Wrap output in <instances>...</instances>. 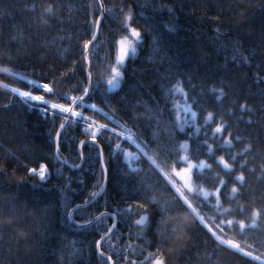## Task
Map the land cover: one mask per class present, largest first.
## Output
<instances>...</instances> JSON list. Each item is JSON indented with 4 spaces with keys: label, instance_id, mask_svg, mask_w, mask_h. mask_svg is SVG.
I'll return each instance as SVG.
<instances>
[{
    "label": "trees",
    "instance_id": "1",
    "mask_svg": "<svg viewBox=\"0 0 264 264\" xmlns=\"http://www.w3.org/2000/svg\"><path fill=\"white\" fill-rule=\"evenodd\" d=\"M102 1L88 71L100 0H0V67L24 77L0 72V264H264L241 252L264 257V0ZM129 26L141 40L110 90ZM3 84L84 97L81 115L62 127L68 112ZM182 154L216 191L189 196L204 223L161 172Z\"/></svg>",
    "mask_w": 264,
    "mask_h": 264
},
{
    "label": "rangeland",
    "instance_id": "2",
    "mask_svg": "<svg viewBox=\"0 0 264 264\" xmlns=\"http://www.w3.org/2000/svg\"><path fill=\"white\" fill-rule=\"evenodd\" d=\"M129 28H130V30H129L130 32H131L132 29H134L131 26H129ZM135 31L137 33H139L136 29H135ZM140 40H141L140 39V34H139V37L136 38V37H133L131 35V33H130L128 36H124V37L120 38L119 41H118L116 58H115V62L113 64L111 76L109 77V80H111L113 78V75H114L113 69H115L117 72L120 73V77H119L120 82H119V86L118 87H120V85L122 84L124 67L126 65V62H127L128 58L130 56H134L136 54V52L138 50V46H139ZM122 41H123V44L121 43ZM132 47H135V49H136L134 54L131 53V48ZM122 49H124L128 54H125V51H122ZM121 57H123L122 63L120 62L121 61ZM117 88H115V89H117ZM109 89L110 90H115V89H111L110 86H109ZM32 95L39 96V95H36V94H33V93H32ZM29 102H31V103H41L39 101H29ZM183 102L184 103L179 108L180 112L182 111L183 114L187 113L188 114V118H190L191 122L195 124L196 123V119H197L196 110L192 107L190 102H186V101H183ZM193 114H195V115H193ZM70 118H71V116H70ZM64 121H65V119H64ZM67 121H65V123L63 122V124L65 125ZM197 123H199L198 120H197ZM97 127H102V126H97ZM122 135L126 136L128 139L131 138L127 133H124ZM129 141L136 148H139L140 151H142V149L137 145V143L132 138ZM134 157L135 156H134L132 151L131 152H127V154L125 156L127 161H131ZM182 159L183 160H187V164L185 166H183L181 168H175L172 171H170L169 173L164 171L163 169H161V172L169 180V182L172 184V186L174 187V189L176 190L178 195L187 204V206L190 205V209L196 214V216L199 218V220L204 223V220L203 219L201 220L202 216L198 213L197 209L194 208L189 196L193 192L204 193L205 195H208V194L216 193V191H210V190L206 189L207 187H205V186L200 188L199 185H197L194 182L193 171L195 170V168L197 166L196 164H199V163H202V162H195L193 160H189L187 157L185 158V154H182ZM42 167L45 169V172H44L45 178L44 179H46L47 176H48V172L49 171H48V168H47V166L45 164H42L40 168L35 169L36 171L33 172V173H37L39 175V172H40ZM44 179H42V180H44ZM189 189H192V190L189 191ZM217 238L221 242H223L224 244H226L228 246H231L233 248H237L235 246V244H233L231 242H228V241H225V240L219 238V236H217ZM241 252L244 253V254L247 253L248 256H251L252 258H254L256 260L264 262V257L263 256H259V255L253 254L252 252L245 251V250H241ZM158 259L163 261V264H165L164 258L161 257V256L156 257L152 261V264H156V261Z\"/></svg>",
    "mask_w": 264,
    "mask_h": 264
},
{
    "label": "snow or ice",
    "instance_id": "3",
    "mask_svg": "<svg viewBox=\"0 0 264 264\" xmlns=\"http://www.w3.org/2000/svg\"><path fill=\"white\" fill-rule=\"evenodd\" d=\"M48 12H51V9H48L47 10ZM130 19V18H129ZM131 35L133 37H136L138 38L139 37V33H137L135 31V29H132L131 30ZM123 44V41L121 42ZM122 51H125L124 49H122ZM136 51L135 47H132L131 48V53L134 54ZM125 54H128L126 51H125ZM122 59L123 57H121V63H122ZM0 72L4 73L5 74V77H18L20 79H24V77L20 76V74L18 72H16L13 68H9V67H0ZM113 72H114V75H113V78L111 80H108L107 83L108 85L110 86L111 89H115L119 86V77H120V73L117 72L115 69H113ZM37 87H40L39 85H36ZM3 87L5 89H7L8 91H10L11 93H14V94H17L19 95L21 98H24L27 101H39L41 102L42 104L44 105H50L51 108H56V109H59L60 111L62 112H72V110L70 108H65L63 105H57V104H51L49 100H46L43 96H34L32 95V92L31 91H21L19 89H16V88H13L11 87L10 85L8 84H3ZM43 89L46 91V92H53V89L50 88L47 84L43 85L42 86ZM87 94V93H85ZM80 100L82 101L83 100V97L80 98ZM72 103H76V99L75 98H72ZM41 111L43 112H48L49 111V108H43L41 109ZM72 115L74 116H80L81 114L78 113V112H72ZM195 115V114H193ZM212 117H211V114H209L208 116V119L210 120ZM65 119H67V117H65ZM63 127V126H62ZM221 131V128H217L216 129V132H220ZM226 143H230V141L226 142ZM232 159H235V157H232ZM153 163H155V161H153ZM226 169H229L230 170V166L227 164V163H224L223 165ZM204 167V165H198L197 168L198 169H202ZM33 172H35L36 170L33 169L32 170ZM44 172H45V169L42 167L40 172H39V175H40V178L41 179H44L45 176H44ZM237 180L239 181H243V177L240 176V177H237ZM223 183V182H221ZM192 189H189V191H191ZM233 192H235V189H233ZM187 202V201H186ZM190 207V205H189ZM147 217L146 216H142L141 219L137 220L136 223L137 224H144L145 221H146ZM203 218L201 217V220ZM156 264H163V261L161 260H157L156 261Z\"/></svg>",
    "mask_w": 264,
    "mask_h": 264
},
{
    "label": "water",
    "instance_id": "4",
    "mask_svg": "<svg viewBox=\"0 0 264 264\" xmlns=\"http://www.w3.org/2000/svg\"><path fill=\"white\" fill-rule=\"evenodd\" d=\"M100 2H101V4H102V15H101V17H100V19H99V22H98V24H97V28H96V32H95V36H94V38L91 40V42L87 45V60H88V63H87V69H88V71H90V63H89V56H88V52H89V49H90V46H91V44L95 41V39L97 38V35H98V32H99V29H100V25H101V21H102V19L104 18V16H105V5H104V2L102 1V0H100ZM90 88H91V85L89 84V87H88V92L90 91ZM83 99H84V97H83ZM79 101H81L80 100V98L79 99H77L76 100V103H73V105L70 107V109L73 111V109H74V107H75V105L79 102ZM71 114H72V112H68L67 113V119H65V121H67L69 118H70V116H71ZM65 121H64V123H65ZM64 125V124H63ZM62 125V126H63ZM72 212L73 211H71V214H72ZM101 241L102 240H100V242L99 243H101Z\"/></svg>",
    "mask_w": 264,
    "mask_h": 264
}]
</instances>
